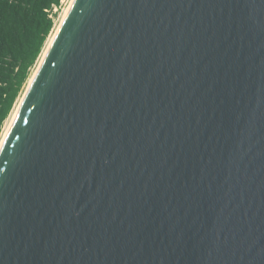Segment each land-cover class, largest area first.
Listing matches in <instances>:
<instances>
[{
    "label": "water",
    "instance_id": "1",
    "mask_svg": "<svg viewBox=\"0 0 264 264\" xmlns=\"http://www.w3.org/2000/svg\"><path fill=\"white\" fill-rule=\"evenodd\" d=\"M0 264H264V0H73L0 143Z\"/></svg>",
    "mask_w": 264,
    "mask_h": 264
},
{
    "label": "trees",
    "instance_id": "2",
    "mask_svg": "<svg viewBox=\"0 0 264 264\" xmlns=\"http://www.w3.org/2000/svg\"><path fill=\"white\" fill-rule=\"evenodd\" d=\"M61 0H0V135L39 58Z\"/></svg>",
    "mask_w": 264,
    "mask_h": 264
},
{
    "label": "rangeland",
    "instance_id": "3",
    "mask_svg": "<svg viewBox=\"0 0 264 264\" xmlns=\"http://www.w3.org/2000/svg\"><path fill=\"white\" fill-rule=\"evenodd\" d=\"M70 2H71V0H61V2H60V6H59V7H56V8L53 9V12H52V14H51V18H52L53 21H54L53 29H52L50 35L48 36V38H47V40H46V42H45L44 48H43V50H42V52H41L39 58H38L37 61L35 62L34 66L31 68V70H30V74H29V77H28V79L26 80L24 86L22 87L21 92H20V94L18 95V97H17V99H16V101H15V103H14V106H13L11 112H10L8 118L6 119L5 123H4L3 129H2V133H1V135H0V140H1V138H2V135H3V133H4L5 129H6V127L9 126L8 124H9L11 118H12V115H13L15 109H17V107H18V105H19V103H20V100H21V98L23 97L24 92H25L26 89H27V86H28L29 83H30V79L32 78L33 74L35 73V71H36V69H37V66H38V64H39V61H40V59H41V57H42V55H43V53H44V51H45V49H46V47H47V45H48V42H49L51 36L53 35V33H54L56 27H57L58 24L60 23L62 17L64 16V14H65V12H66V9L68 8ZM7 129H8V127H7ZM6 131H7V130H6ZM5 133H6V132H5ZM3 137H4V135H3Z\"/></svg>",
    "mask_w": 264,
    "mask_h": 264
},
{
    "label": "bare ground",
    "instance_id": "4",
    "mask_svg": "<svg viewBox=\"0 0 264 264\" xmlns=\"http://www.w3.org/2000/svg\"><path fill=\"white\" fill-rule=\"evenodd\" d=\"M72 1H73V0H71V2H70V4H69L68 8L66 9L65 14L67 13V11H68V9H69V7H70ZM65 14H64V16H65ZM64 16L62 17L61 21L63 20ZM61 21H60V23H61ZM60 23L58 24V26L56 27V29H55L53 35L51 36V38H50V40H49V42H48V45H47V47H46V49H45V51H44V53H43V55H42V57H41V59H40V61H39V64H40L42 58L44 57V55L46 54V51H47V49H48V47H49V45H50V43H51V41H52V39H53V37H54V35H55V33H56V31H57V29H58ZM39 64H38V66H39ZM38 66H37V68H38ZM36 70H37V69H36ZM35 72H36V71H35ZM34 75H35V73L33 74L32 78L30 79V83H31V81H32V79H33V77H34ZM30 83H29V85L27 86V89H28V87L30 86ZM27 89H26V91H27ZM26 91L24 92V95H25ZM24 95H23V97H24ZM23 97L21 98L20 102L22 101ZM19 104H20V103H19ZM18 106H19V105H18ZM17 108H18V107H17ZM16 111H17V109H15V111H14V113H13V115H12V118H11L9 124H8L9 126H10V124H11V122H12V119H13V117H14ZM9 126H7L8 129H9ZM7 127H6V129H5L4 133H3L4 136H5V134H6L5 132L8 131ZM6 130H7V131H6ZM3 135H2V138H1V140H0V143H1L2 139H3Z\"/></svg>",
    "mask_w": 264,
    "mask_h": 264
}]
</instances>
